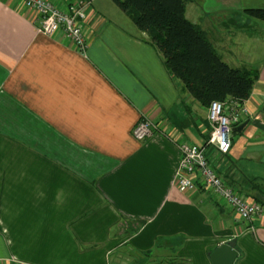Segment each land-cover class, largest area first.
I'll use <instances>...</instances> for the list:
<instances>
[{"label":"crops","instance_id":"0c3cea01","mask_svg":"<svg viewBox=\"0 0 264 264\" xmlns=\"http://www.w3.org/2000/svg\"><path fill=\"white\" fill-rule=\"evenodd\" d=\"M62 10L81 0H52ZM89 47L44 36L19 0H0V264H213L236 240L235 264H264V214L253 221L200 181L176 186L181 144L264 207V0H190L231 68L259 72L232 150L209 141V110L166 66L115 0H85ZM143 118L158 130L132 136ZM243 122V123H244Z\"/></svg>","mask_w":264,"mask_h":264},{"label":"trees","instance_id":"16d2710c","mask_svg":"<svg viewBox=\"0 0 264 264\" xmlns=\"http://www.w3.org/2000/svg\"><path fill=\"white\" fill-rule=\"evenodd\" d=\"M122 12L146 33L171 74L204 107L227 99L248 101L259 72L233 69L216 53L208 35L187 19L190 0H115ZM264 21V10L250 11ZM178 264H189L184 259Z\"/></svg>","mask_w":264,"mask_h":264},{"label":"built area","instance_id":"2783aa9c","mask_svg":"<svg viewBox=\"0 0 264 264\" xmlns=\"http://www.w3.org/2000/svg\"><path fill=\"white\" fill-rule=\"evenodd\" d=\"M28 10H32L40 20V30L48 37H54L62 32L76 49L85 53L89 47L85 36L84 24L88 20L86 7L88 1L81 0L73 3L67 10L60 9L52 0H19ZM208 120L211 123L212 137L210 145H214L219 154L228 155L232 150L233 129L242 124L250 115L245 102L227 99L214 101L208 107ZM158 130V126L151 119L143 118L137 122L132 136L138 141L149 140ZM181 164L177 172L176 186L182 193L197 188L196 183L201 182L206 188L212 190L227 206L235 211L240 219L253 221L255 217L264 214V207L251 201L247 196L239 194L232 186L226 184L218 173L212 168L205 154V147H196L192 144H181Z\"/></svg>","mask_w":264,"mask_h":264},{"label":"water","instance_id":"95a60500","mask_svg":"<svg viewBox=\"0 0 264 264\" xmlns=\"http://www.w3.org/2000/svg\"><path fill=\"white\" fill-rule=\"evenodd\" d=\"M249 122H244L233 129L234 133H241L248 126ZM240 253L236 246V240L221 244L218 249L210 254L213 264H235Z\"/></svg>","mask_w":264,"mask_h":264}]
</instances>
